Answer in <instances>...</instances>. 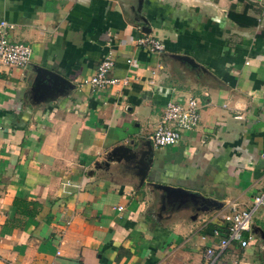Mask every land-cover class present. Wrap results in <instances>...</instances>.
<instances>
[{
	"label": "crops",
	"instance_id": "crops-1",
	"mask_svg": "<svg viewBox=\"0 0 264 264\" xmlns=\"http://www.w3.org/2000/svg\"><path fill=\"white\" fill-rule=\"evenodd\" d=\"M137 5L0 0L30 48L0 70V264H201L213 216L264 191V0ZM106 56L127 84L80 86ZM188 96L195 127L152 147L165 103ZM247 248L264 264V232Z\"/></svg>",
	"mask_w": 264,
	"mask_h": 264
},
{
	"label": "built area",
	"instance_id": "built-area-1",
	"mask_svg": "<svg viewBox=\"0 0 264 264\" xmlns=\"http://www.w3.org/2000/svg\"><path fill=\"white\" fill-rule=\"evenodd\" d=\"M12 29V23L5 19H0V70L3 66L22 67L29 61L30 48L23 43L9 41ZM134 45L145 48L150 52H157L162 49L160 40L152 35L136 37ZM113 63L114 60L109 56L102 58L97 63L94 73L79 81L80 86H86L90 91H96L118 83L121 85L127 84L126 78L108 75ZM125 63H130V59L126 58ZM199 106L198 99L194 96L186 97L182 103L167 101L160 120L147 136L151 146L175 145L179 141L182 131L195 127L198 120ZM70 183V181L66 180L64 185L67 186ZM70 186L76 185L70 184ZM251 201L250 208H240L236 206V203H229L227 210L218 212L213 216V226L209 234L216 241L214 244L204 248L201 264H222L218 261V258L221 252L230 244L238 248L249 246L254 238V214L259 207L264 208V191L255 194ZM120 208L119 206L118 209ZM261 229L264 231V217L261 220ZM241 264L249 263L241 262Z\"/></svg>",
	"mask_w": 264,
	"mask_h": 264
},
{
	"label": "rangeland",
	"instance_id": "rangeland-1",
	"mask_svg": "<svg viewBox=\"0 0 264 264\" xmlns=\"http://www.w3.org/2000/svg\"><path fill=\"white\" fill-rule=\"evenodd\" d=\"M262 210H263V208L259 207L255 213L258 214ZM211 215H212V213L210 214V217H211ZM254 215H256V214H254ZM256 228H257V233H258V231H259V233L260 232H264L261 229V221H258V223L256 224ZM253 229H254V227H253ZM256 234H253V236L255 237ZM215 241H216V239L211 237V236L205 239V242L210 244V245L214 244ZM239 249L240 248H238V247H234L233 244L228 245L221 252V254H220L219 258H218V261L221 262L222 264H229V263H231L233 261H236V260H238L240 258H246V259H250L253 264H258L259 263L260 257H259V253L257 251H254L253 253H250V255H245L246 254V250L245 251L243 250V252L241 254V252H239L241 249L240 250Z\"/></svg>",
	"mask_w": 264,
	"mask_h": 264
},
{
	"label": "trees",
	"instance_id": "trees-1",
	"mask_svg": "<svg viewBox=\"0 0 264 264\" xmlns=\"http://www.w3.org/2000/svg\"><path fill=\"white\" fill-rule=\"evenodd\" d=\"M245 12V11H244ZM244 12H241L239 14H235L232 15L231 13H229V11L227 12V14H229L235 21H237L240 25H245L246 24V20H248V16H245L246 14H244Z\"/></svg>",
	"mask_w": 264,
	"mask_h": 264
},
{
	"label": "water",
	"instance_id": "water-1",
	"mask_svg": "<svg viewBox=\"0 0 264 264\" xmlns=\"http://www.w3.org/2000/svg\"><path fill=\"white\" fill-rule=\"evenodd\" d=\"M140 3H141V0H138V5H137V8H138V9H139V7H140V6H139ZM41 70H43V72H46V74H47L50 78H52V79L58 78L57 75L54 74V73H52L51 71H48V70L43 69V68H41Z\"/></svg>",
	"mask_w": 264,
	"mask_h": 264
}]
</instances>
